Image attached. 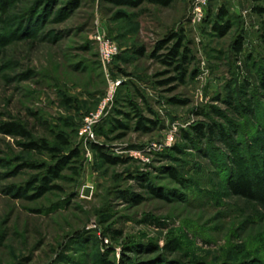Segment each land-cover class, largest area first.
<instances>
[{"label": "rangeland", "instance_id": "374dc122", "mask_svg": "<svg viewBox=\"0 0 264 264\" xmlns=\"http://www.w3.org/2000/svg\"><path fill=\"white\" fill-rule=\"evenodd\" d=\"M141 1L0 0V264H264V201L227 186L238 176L264 183L261 18L252 0H206L203 18L193 14L195 0ZM222 8L232 24L225 36L214 29ZM173 33L191 51L185 84L159 61L166 51L155 53ZM98 35L120 48L106 69ZM112 83L117 95L94 143L127 162L118 166L83 135ZM139 116L157 126L140 131ZM116 118L126 129L114 128ZM6 123L52 147L65 136L63 157L84 149L78 174L70 158L54 183L61 190L34 198L30 185L39 187L60 158L23 151V139L3 134ZM197 124L229 138L206 129V138L185 139Z\"/></svg>", "mask_w": 264, "mask_h": 264}, {"label": "trees", "instance_id": "16d2710c", "mask_svg": "<svg viewBox=\"0 0 264 264\" xmlns=\"http://www.w3.org/2000/svg\"><path fill=\"white\" fill-rule=\"evenodd\" d=\"M113 3L119 5V6H139L142 1L138 0L137 2H133L132 0H111ZM253 1V7L252 11L261 18V29H260V42L261 45L264 47V0H252ZM150 4L156 5V6H162V7H169L172 5L175 0H148ZM229 17L228 12L226 9L222 8L220 11L219 19L220 23H217L214 25L215 32L219 36H225L228 34V32L232 28V24L230 21L226 20ZM185 37L182 34L173 33L170 38L161 41L156 49L155 53L159 51H166L163 55L159 56V61L171 68L175 73L176 82H180L181 84H185L186 80L189 76V63H190V54L191 51H189L185 45ZM172 43V45H170ZM244 45H243V38L242 36L238 37L234 43V56L239 57L243 53ZM157 55H155L156 57ZM258 87L261 90H264V71L262 72L261 78L258 81ZM117 95V94H116ZM143 99V98H142ZM135 109V112L138 114V106L132 105ZM119 115H124L122 112L118 113ZM140 120L138 122V128L140 131L148 132L151 129L148 127V125H152L153 127L157 126V124L152 121L151 119H147L143 116H139ZM100 128V124L95 128V135L98 137V131ZM114 128L115 129H126V126L123 125L117 118L114 121ZM191 131L193 132V139L188 134L184 133V138L187 140H197L201 138H206V129L207 132L213 134V135H219L223 140H226L229 138V135L225 133V131L221 129H217L214 127H207L205 124H197L193 125L191 128ZM2 132L5 135L8 136H14L21 138L25 141V143L20 144V147L23 151L27 153H36V154H49L50 156H54L57 158H60L59 163L53 167L51 170L47 171L46 176L42 177V180L39 181V187L35 186V184H31L30 189H35L37 191V195L34 198H41L42 196L52 193L54 191H60L61 188L54 183L57 181H61L63 179L62 172L69 167L71 164V159H73V164H76V166L71 169L75 175L78 174L77 164H79L81 160V155L84 153V149L82 151L80 149H75L71 157L65 156L63 157L62 152L60 151L59 147H66L68 148L70 146L69 140L62 135H55V140L57 143V147H52L48 142L46 141H33L31 133L28 131V129L20 124L17 123H6L2 127ZM89 148L93 153H96L100 159L106 164L118 166V165H124L127 162L123 159L119 158H113L109 156L105 152V148L103 146H99L95 144L94 142H90ZM35 169L37 167H34ZM42 169V168H41ZM173 178L176 179L175 175H172ZM142 181L144 177H141ZM145 182H148L149 179L145 178ZM228 190L233 196L248 200V201H254L257 196H261V199L264 201V183L262 182H254L251 178L246 176H238L236 178H232L228 180ZM145 188L150 190V192L157 196L160 199H165L166 196L162 192L156 191L154 188L150 185H145ZM23 194L18 193V198H22ZM138 200H137V199ZM135 202L139 203L141 202V198L139 196L135 197Z\"/></svg>", "mask_w": 264, "mask_h": 264}, {"label": "built area", "instance_id": "2783aa9c", "mask_svg": "<svg viewBox=\"0 0 264 264\" xmlns=\"http://www.w3.org/2000/svg\"><path fill=\"white\" fill-rule=\"evenodd\" d=\"M206 6V0H195L193 2V14L194 16H197L199 18H203V11L204 7ZM96 41L99 46V55L102 65L105 67V69L111 64V62L114 60L115 57H117L120 53V48L118 45L111 41L110 39L98 35L96 38ZM115 83L110 84V89L107 93V95L102 100L99 110L96 114H92L86 119V123L83 128V135L85 136L86 142H95L96 141V135H95V128L97 125H99L103 119H105L106 116L109 115L112 106L114 104V99L116 95V88L118 87ZM173 143V138H169L166 143H164V146H171ZM153 148H157V145H153ZM87 156L91 158L90 151H87Z\"/></svg>", "mask_w": 264, "mask_h": 264}]
</instances>
